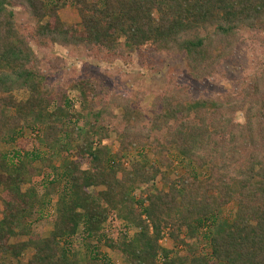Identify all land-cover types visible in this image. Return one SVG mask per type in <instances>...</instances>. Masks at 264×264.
Instances as JSON below:
<instances>
[{"label":"trees","instance_id":"obj_1","mask_svg":"<svg viewBox=\"0 0 264 264\" xmlns=\"http://www.w3.org/2000/svg\"><path fill=\"white\" fill-rule=\"evenodd\" d=\"M60 1L0 0V142L21 152L15 158L0 152V254L18 258L31 249L27 264H79L71 247L80 235L88 253L84 264H109L101 245L127 264H264V60L230 93L193 97L187 86L169 81L149 120L120 95L96 102L93 86L80 81L71 89L80 105L92 108L85 126L76 128L80 116L72 101L46 90L35 54L8 10L16 5L26 11L41 44L109 53L149 45L183 56L188 76L202 83L219 74L243 32L259 33L264 45V0H68L80 30L61 26ZM15 92L28 95L17 100ZM108 117L123 125L115 131L114 152L102 145ZM37 124L43 151L29 154L30 139L22 134ZM74 130L82 135L80 160L58 173L50 156L70 149ZM35 162L55 170L43 182L59 183L55 219L47 237L31 235L13 245L15 230L48 196L39 200L34 188H26L42 174ZM230 206L233 217H223ZM111 213L125 228L115 239L102 232ZM164 237L187 254L162 246ZM202 239L209 253L192 246Z\"/></svg>","mask_w":264,"mask_h":264},{"label":"rangeland","instance_id":"obj_2","mask_svg":"<svg viewBox=\"0 0 264 264\" xmlns=\"http://www.w3.org/2000/svg\"><path fill=\"white\" fill-rule=\"evenodd\" d=\"M67 1H60L61 3L65 2V5L57 10V20L64 29L74 28L80 30L79 15ZM88 1L97 2L98 0ZM8 10L13 14L14 23L19 33L28 41L35 54L36 66L44 76L46 90L51 91L53 94H62L72 101L73 111L80 116L78 121L75 122L76 128L85 126L89 118V109L92 108L91 104L80 105L77 99V92L71 89L72 85L80 81H88L93 86L99 96L95 100L96 102L100 103L104 98L110 99L120 95L130 99L132 102L134 101L135 108L143 112L144 117L149 120L158 111V108L155 111L154 104L157 101V97L166 90L169 81L178 83L180 86H187L193 97L202 95L210 97L224 92L230 93L245 83L253 75L256 65L264 60V45H259L262 35L245 31L242 33V38L236 46L233 56L222 63L219 74L212 79L198 83L192 81L188 76L183 56L158 53L149 45L131 52L109 53L106 51L99 52L96 49L90 51L72 46L60 47L49 42L41 44L33 38L34 25L28 18L26 11L21 6L16 5L8 7ZM47 20L45 19V21ZM27 95L28 93L22 92H15L14 94L17 100H23ZM95 107L97 108L98 106ZM118 112L119 110L115 109L113 114L118 117ZM117 117H108L103 123L104 130L109 133V136L103 140L102 145L110 148L111 152L116 151L118 148V135L115 131H121L123 128ZM240 119L241 117L239 116L237 120ZM41 136L39 124L35 125L32 131L26 130L22 134V137L30 139L26 152L38 154L43 151L39 141ZM81 136V132L74 130L71 133L70 149L68 151H58L50 156L51 165L58 173L70 161L80 160L77 156V147L81 144ZM0 152L10 158H15L17 153H21L13 144H3L2 142H0ZM174 159L179 163L178 158L175 157ZM34 165L36 168L42 169V174L34 177L31 184L26 188H34L38 193L39 200L43 199L44 193H47L48 196L44 198L45 206L43 205V208L36 206L30 217L23 220L20 228L15 230L18 235L9 240V243L13 245L26 242L31 235L40 238L47 237L55 219L53 206L56 201L55 186H58L59 183L53 186L43 183L45 179L56 174L52 173L55 170L42 168V165L38 162H35ZM82 167H86V162H83ZM169 174L173 178V174ZM155 186L161 187L159 178L155 180ZM89 191L93 196L97 193L92 188ZM2 209L3 206L0 202V213ZM227 209L222 216L233 217L234 207L230 206ZM21 228H25L26 234L21 235L19 231ZM102 232L107 238L115 239L118 234L125 232V228L118 221L115 214L111 213L103 225ZM72 243L71 252L73 253V258L78 260L79 264H84L88 253L82 244V236L78 235L75 237ZM159 243L166 248L175 249L174 251L180 256L187 254L186 248L177 249L166 237L161 239ZM192 246H195L200 253H209L210 251L207 239L194 240ZM33 254L34 251L31 249L21 252L18 258L0 254V264H27ZM100 254L106 257L109 264H127L119 253L111 251L103 245L100 247Z\"/></svg>","mask_w":264,"mask_h":264}]
</instances>
